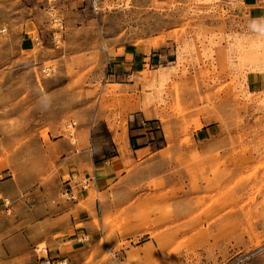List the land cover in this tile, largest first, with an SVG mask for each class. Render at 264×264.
<instances>
[{
    "label": "rangeland",
    "instance_id": "obj_1",
    "mask_svg": "<svg viewBox=\"0 0 264 264\" xmlns=\"http://www.w3.org/2000/svg\"><path fill=\"white\" fill-rule=\"evenodd\" d=\"M1 28L0 176L50 209L27 264L59 222L90 232L53 264H264V18L243 0H0ZM133 50L144 66L112 83ZM27 196L0 194V264Z\"/></svg>",
    "mask_w": 264,
    "mask_h": 264
},
{
    "label": "crops",
    "instance_id": "obj_2",
    "mask_svg": "<svg viewBox=\"0 0 264 264\" xmlns=\"http://www.w3.org/2000/svg\"><path fill=\"white\" fill-rule=\"evenodd\" d=\"M263 1L264 0H243V3L246 7V13L252 19L264 18ZM25 42L27 43V45H30L31 41L27 39L25 40ZM145 59V53L139 50L127 51L123 54L116 55L108 61L107 78L110 79L114 84L125 83L132 73L140 71L142 69L145 64ZM250 84L254 90L264 88V76L261 75V73L254 75V77L250 78ZM131 131L134 132L137 130ZM200 131L209 132V127H204ZM147 139L148 135L140 134L136 137L132 136V144L139 145L135 148L136 150H141L147 147L145 144L147 142ZM116 157L118 156H113L110 158H97V161L95 163V166L97 168L94 173L96 179L99 182L104 183L116 177L118 171L121 168V166L116 161ZM2 172L3 174H7V172ZM12 182L13 181L11 177L0 176V194H2L3 196L6 194H12V196L18 198V196H25L28 193L26 202L28 204L27 206L31 204V208L30 210H28V214L26 216L27 219L22 220V222L18 224V228L16 230H13L8 238L5 239V244L7 245L8 249L6 248L5 256H2V258L7 259L8 261L6 262L8 264H27V261L30 258L27 256L28 254L25 253V251H28L32 239L36 236L35 228L39 222H43L47 217H49L47 216L48 214L46 215L43 213L44 209L47 212L48 210H50L48 208L46 209L47 202H45L47 201V198H45V196L48 195V193L45 192V188H40L39 191L34 188L26 193H22L18 189H13L12 192ZM61 206L62 205H59V207ZM38 211H42L43 214L41 218L37 219V216L39 215ZM57 215L59 214L56 213L55 215H52L50 217L52 219H56L58 217ZM79 216L80 218L87 217L84 212H81ZM71 219L74 223L76 221V216L73 215ZM16 221H20L19 217ZM62 224L63 223L59 222L57 225L53 226V228L51 229V233H49L48 236L43 237L46 238L48 242L53 244L55 247V253L50 252V254L48 255L53 263L64 260L68 257V246L65 245L67 241L72 242L71 247L74 251L79 250L84 247L85 243L84 236L80 235L82 233L87 235L90 232L89 227L80 229L74 226L72 228L73 230L71 229V232L67 233ZM57 232H64V237H54V234ZM16 259H18V261H15Z\"/></svg>",
    "mask_w": 264,
    "mask_h": 264
},
{
    "label": "built area",
    "instance_id": "obj_3",
    "mask_svg": "<svg viewBox=\"0 0 264 264\" xmlns=\"http://www.w3.org/2000/svg\"><path fill=\"white\" fill-rule=\"evenodd\" d=\"M5 29H3V28H1L0 29V32H2V31H4ZM73 178H74V175L73 174H70L69 176H68V178L65 180L66 182H67V184L69 185V187L68 188H70V189H72V185H71V182L73 181ZM67 188V189H68ZM68 191H70V190H68ZM41 264H43L44 262L46 263V264H53V262L51 261V259L49 258V257H47V258H45V257H42L41 258Z\"/></svg>",
    "mask_w": 264,
    "mask_h": 264
}]
</instances>
